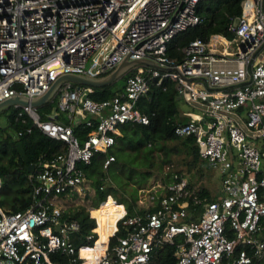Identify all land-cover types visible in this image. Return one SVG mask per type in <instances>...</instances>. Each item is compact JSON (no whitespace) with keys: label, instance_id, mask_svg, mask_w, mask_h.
Instances as JSON below:
<instances>
[{"label":"built area","instance_id":"built-area-1","mask_svg":"<svg viewBox=\"0 0 264 264\" xmlns=\"http://www.w3.org/2000/svg\"><path fill=\"white\" fill-rule=\"evenodd\" d=\"M199 1L0 0V101L40 96L67 72L105 76L124 57H145L162 66L132 65L122 88L105 98L89 95L92 84L64 80L47 108L12 104L16 119L62 139L65 147L33 162L29 206L0 207V264L24 259L34 264H152L154 246L179 235L174 264H264V0H241V12L228 14L231 36L194 37L181 47L180 57L169 55V38L201 21ZM166 79L173 80L178 99L188 106L183 111L187 119L177 122L174 132L193 135L204 163L219 171L217 197L199 196L182 173L145 188L158 184L161 189L156 196L148 192L149 201L138 194L143 210L130 214L107 193L98 205L87 207L94 224L85 234L88 242L76 245L73 236L80 224L63 215L61 197L85 188L83 165L95 153L105 155L104 167L114 159L109 149L121 135V123L148 121L136 101L149 83L164 88ZM75 126L88 130L76 134ZM187 196L201 208H187ZM102 204L117 211L105 240L98 241L102 217L92 208ZM192 213L197 217L186 219ZM54 251L65 260L52 256Z\"/></svg>","mask_w":264,"mask_h":264},{"label":"trees","instance_id":"trees-1","mask_svg":"<svg viewBox=\"0 0 264 264\" xmlns=\"http://www.w3.org/2000/svg\"><path fill=\"white\" fill-rule=\"evenodd\" d=\"M241 0H200L196 6L197 12L201 15V21L189 25L184 29L175 32L167 41V53L180 57L182 54L181 47L188 43L194 37L208 39L213 33H221L231 36L232 33L227 29L228 14H238L241 12ZM125 74L123 73L118 79L108 84L94 85L90 96L101 99L112 95L116 90L122 88ZM163 84L155 82L149 83L148 89L137 99V107L145 112L148 116L147 122H123L120 125L121 135L117 137L114 145L109 152L114 154L106 167L103 166L105 155L95 153L90 163L84 164L87 179H91L94 192L92 194L91 204L98 205L105 198L107 193H111L117 200L122 201L127 213L143 210L138 204V186L132 185L127 188L126 178H119L117 174L111 175L116 181V187L110 184H104L109 176L106 171L114 166L118 169L129 168L138 175V184L144 182L150 174V169L139 168L141 165L152 166L153 159L151 151L163 149L164 156L171 152H180L184 158V163L188 169H195L198 176L203 174L204 163L200 156L198 147L193 135H177L174 132V125L179 121H184L187 116L177 106V91L173 80L166 79ZM56 96L46 103L38 106L40 110L49 107ZM6 113V123L0 124V207L6 210H23L32 202L33 182L29 179L32 171L28 170V162L22 158L17 147V141L20 140L24 147L29 161L36 162L39 156L50 157L54 153L65 147L62 139H57L47 135L38 126L32 125L30 121L21 122L15 118V109L8 106L0 110ZM30 126V130L26 127ZM8 128L14 130L13 136ZM23 130L21 134L16 135V130ZM88 130V127L75 126L74 131L80 134ZM167 141H175V145H167ZM173 143V144H174ZM138 162L137 164H135ZM205 164V165H204ZM137 165V166H136ZM181 168H175L173 171L162 174L161 181L166 183L170 181L175 173H182ZM131 172H129L131 174ZM166 172V171H165ZM188 184L199 196H206L208 199L217 197L216 192L211 191L205 184L197 182L194 176L189 177ZM103 184L101 187L100 185ZM75 191L72 192V194ZM187 208L196 206L201 208V203L192 204L189 196L186 199ZM103 204L98 207L102 208ZM157 207V203L148 207L152 209ZM63 215L68 218H76L79 221V229L74 234L73 240L76 245L88 242L85 234L89 232L90 227L94 224V219L88 215V209L82 204L77 206H68L63 208ZM106 213V212H105ZM190 213V211H189ZM197 213H192L186 219L197 217ZM123 230L120 228L119 233ZM181 235L176 236L173 242H166L162 245L154 246L152 251V264H174L176 256L174 249L176 241L180 240ZM56 257L59 255L60 261L65 260V255L58 251L51 252ZM18 264H34L30 259H24Z\"/></svg>","mask_w":264,"mask_h":264},{"label":"rangeland","instance_id":"rangeland-1","mask_svg":"<svg viewBox=\"0 0 264 264\" xmlns=\"http://www.w3.org/2000/svg\"><path fill=\"white\" fill-rule=\"evenodd\" d=\"M119 78V77H118ZM117 78V79H118ZM116 80V79H115ZM119 82L122 81V79H118ZM177 106L179 109H187V104L180 98L177 100ZM6 113L5 111L0 112V124L6 123ZM8 131L15 136L14 130L11 128H8ZM175 141H167V145H175ZM174 143V144H173ZM164 150L163 149H155L151 151V157L153 159V165L152 166H145L141 165L139 168H146L150 169V174L146 177V180L140 184H138V175L135 173H132L131 169H118L114 166H111L107 171L105 168L103 170L109 175H115L119 178H126L127 181V188H132V185L138 186V192L139 195H142L143 198L147 196L148 192L153 193L155 196L159 193L160 189L157 187L158 184H156L153 188H150L149 191H145V188H148L151 186L154 182H162L161 176L164 173L173 171L175 168H181L182 174L185 175L189 179V177H192L193 173L195 178L197 179V182H200L201 184H205L208 188H210L211 191L217 192L221 187V178L220 173L215 168L209 167L207 165L203 166V174L201 176H198V174L195 172V169L191 168L188 169L186 164L184 163V158L182 156V153L180 152H171L168 156H164ZM136 162L135 164H137ZM137 166V165H136ZM166 171V172H165ZM131 172V174L129 173ZM109 175L106 178V182L104 184H110L114 187H116V181L112 176ZM85 188H82L80 191H76L73 194H66L63 195L60 199V203L63 208H67L68 206H77L79 204L84 205L85 207L91 206V199L92 194L94 192V188L91 183V179H87L86 184L84 186ZM146 200H150L148 197L145 198Z\"/></svg>","mask_w":264,"mask_h":264},{"label":"water","instance_id":"water-1","mask_svg":"<svg viewBox=\"0 0 264 264\" xmlns=\"http://www.w3.org/2000/svg\"><path fill=\"white\" fill-rule=\"evenodd\" d=\"M138 63H150L155 66L162 67L156 61L149 59V58L138 57V58L129 59L127 57H124L113 71H111L110 73L102 77H88V76L80 75V74L73 73V72L63 73L57 76V78L51 83L49 88L40 96L31 98V99H28V98H25L19 95L10 96L0 101V110L8 106H11L13 103H16V102L31 103L33 105H41L45 103L47 100H49L50 98L54 97L56 87L58 86L60 82L64 80H72L78 83H87V84H92V85L108 84L112 82L113 80L117 79L118 77H120L126 71L127 68L131 67L132 65L138 64ZM17 147H18V150L22 158L28 162V166H27L28 170L32 171L34 168V163L32 161H29V158L26 155L24 147L20 140L17 141Z\"/></svg>","mask_w":264,"mask_h":264},{"label":"bare ground","instance_id":"bare-ground-1","mask_svg":"<svg viewBox=\"0 0 264 264\" xmlns=\"http://www.w3.org/2000/svg\"><path fill=\"white\" fill-rule=\"evenodd\" d=\"M102 208H92V213L97 214L102 219L99 221V226L97 229L99 230V239L98 241H104L106 238V230L109 229V224H113L114 216L117 211L115 206H104ZM106 212V213H105ZM103 213V214H102ZM102 220L106 221V226H104Z\"/></svg>","mask_w":264,"mask_h":264},{"label":"crops","instance_id":"crops-1","mask_svg":"<svg viewBox=\"0 0 264 264\" xmlns=\"http://www.w3.org/2000/svg\"><path fill=\"white\" fill-rule=\"evenodd\" d=\"M182 111H185L186 109H181Z\"/></svg>","mask_w":264,"mask_h":264}]
</instances>
